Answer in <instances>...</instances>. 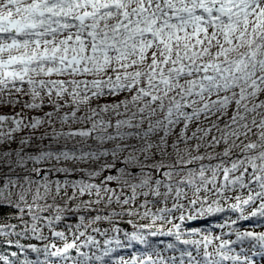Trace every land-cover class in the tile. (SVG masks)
<instances>
[{
	"label": "snow or ice",
	"instance_id": "obj_1",
	"mask_svg": "<svg viewBox=\"0 0 264 264\" xmlns=\"http://www.w3.org/2000/svg\"><path fill=\"white\" fill-rule=\"evenodd\" d=\"M0 208V264L264 261V0H0Z\"/></svg>",
	"mask_w": 264,
	"mask_h": 264
},
{
	"label": "trees",
	"instance_id": "obj_2",
	"mask_svg": "<svg viewBox=\"0 0 264 264\" xmlns=\"http://www.w3.org/2000/svg\"><path fill=\"white\" fill-rule=\"evenodd\" d=\"M4 111H9V110L5 109ZM13 147H15V145H13ZM50 178H52V179L61 178L62 179L63 177L59 176L57 174H53ZM15 211L16 210L12 209V208H0V222L7 220L10 215L15 214ZM25 218L27 219V216ZM11 222L12 223H18L15 220H12ZM177 222H179V221H177ZM191 223L193 224V226L196 229H199L202 232H211L215 235H221L222 234L221 230L216 228V225L218 223H222V220H220L218 217L211 218L207 221H195V222H191ZM249 223L250 222H246V226H248ZM157 227H160V225H157ZM162 227L164 228L165 231H167L172 226L166 224V225H163ZM257 230H262V229H257ZM186 238L199 239V237H186ZM169 242L175 243V238L174 237H167V236H158V237L153 238L154 246L159 247L161 249H164V245H166ZM15 250L16 249H14V248L10 249L6 245L0 244V254H6L10 251H15ZM164 251H165V255H170V254L178 255V253H169L166 249H164ZM132 254H139V255L143 256L145 254V250H144L143 246H137V247L132 248V249L118 250V252L116 254H114V258L122 257L124 259H128ZM32 258L35 259V256L32 255ZM257 259H259V258H257ZM260 264H264V261H260Z\"/></svg>",
	"mask_w": 264,
	"mask_h": 264
}]
</instances>
